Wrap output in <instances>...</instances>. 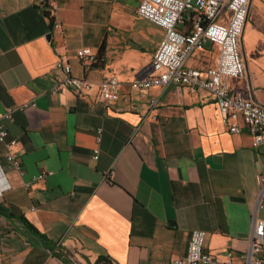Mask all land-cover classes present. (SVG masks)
<instances>
[{
  "label": "crops",
  "instance_id": "crops-1",
  "mask_svg": "<svg viewBox=\"0 0 264 264\" xmlns=\"http://www.w3.org/2000/svg\"><path fill=\"white\" fill-rule=\"evenodd\" d=\"M139 2L0 0V112L35 103L8 123L21 171L0 143V210L12 213H0V264H163L186 254L193 229L206 230V251L226 261L233 250L238 262L264 219V144L253 148L244 126L231 132L203 89L130 87L163 37ZM83 47L96 55L90 67ZM240 48L245 74L233 86L263 104L264 0H250ZM206 49L187 63L214 64L217 46ZM58 57L89 87L53 94ZM111 76L119 97L107 105L100 84Z\"/></svg>",
  "mask_w": 264,
  "mask_h": 264
},
{
  "label": "built area",
  "instance_id": "built-area-1",
  "mask_svg": "<svg viewBox=\"0 0 264 264\" xmlns=\"http://www.w3.org/2000/svg\"><path fill=\"white\" fill-rule=\"evenodd\" d=\"M250 0H140L136 13L163 29V37L156 48L147 74L130 82L132 89L147 90L150 87L175 85L191 90L203 89L210 93L231 132L239 133L246 127L251 136V145L258 148L264 144V103L255 102L242 89H235L233 80L245 74V60L240 48V35L243 30ZM52 32L62 33L63 26L57 18L52 19ZM210 42L218 48L214 64L201 59L199 65L187 63L191 56L207 52ZM84 67L96 62V55L88 47L76 51ZM56 83L52 93L73 89L82 92L89 87L81 77L72 75L71 66L63 57L55 62ZM119 81L116 76L105 79L100 84V96L105 104L114 103L119 97ZM34 101L7 106L0 112V143L8 167L22 170L21 159L16 155L17 138L10 136L8 123L16 109L34 106ZM239 121L241 123H239ZM100 140L101 129H97ZM94 158L98 150H94ZM49 171L43 170L34 180L43 179ZM26 187L30 183H26ZM258 207H264V172L260 175ZM207 232L193 229L190 232L187 251L182 257H175L163 264H264V219L255 218L249 236V247L238 254L239 261L233 262V250H228L226 261L206 251ZM154 264V263H148Z\"/></svg>",
  "mask_w": 264,
  "mask_h": 264
},
{
  "label": "trees",
  "instance_id": "trees-1",
  "mask_svg": "<svg viewBox=\"0 0 264 264\" xmlns=\"http://www.w3.org/2000/svg\"><path fill=\"white\" fill-rule=\"evenodd\" d=\"M46 13V15L47 16H49V13L48 12H45ZM0 213L1 214H9V215H12V213H10V212H7V211H3V210H0ZM28 224H29V226L32 228V229H34L36 232H38V230L31 224V223H29L26 219H25V217H23V216H21ZM44 240H45V242H47V240H46V238H44Z\"/></svg>",
  "mask_w": 264,
  "mask_h": 264
},
{
  "label": "water",
  "instance_id": "water-1",
  "mask_svg": "<svg viewBox=\"0 0 264 264\" xmlns=\"http://www.w3.org/2000/svg\"><path fill=\"white\" fill-rule=\"evenodd\" d=\"M49 37H51V33L49 34Z\"/></svg>",
  "mask_w": 264,
  "mask_h": 264
}]
</instances>
